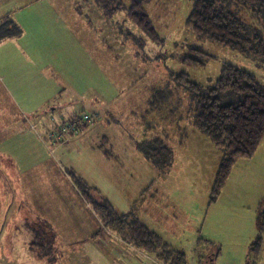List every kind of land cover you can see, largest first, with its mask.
I'll return each instance as SVG.
<instances>
[{"label": "rangeland", "instance_id": "374dc122", "mask_svg": "<svg viewBox=\"0 0 264 264\" xmlns=\"http://www.w3.org/2000/svg\"><path fill=\"white\" fill-rule=\"evenodd\" d=\"M133 1L121 0L126 9ZM92 2L0 0V26L13 20L21 31L0 41V72L7 74L0 73V138L26 128L57 162L48 157L20 174L0 154V210L6 218L0 264H43L45 257L51 258L49 264L157 260L99 220L98 226L70 173L97 189L96 199L108 200L119 214L132 215L183 252L189 264L197 252L209 254L198 246L200 240L219 245L213 264H248L264 204V138L253 156L236 160L220 196L209 205L222 156L193 128L189 98L176 76L185 73L211 87L222 66L230 64L264 85V62L198 41L185 27L192 0L144 5L162 45L152 42L125 10L106 14ZM239 11L248 22L245 11ZM191 46L211 56L203 67L179 63ZM83 112L98 116L78 132L63 127L66 118ZM155 140L171 153L151 156L152 164L142 146ZM166 162L170 168L160 173ZM71 212L73 217L66 215ZM37 215L53 220L55 228L33 235L30 226L41 224L34 223ZM256 264H264V238Z\"/></svg>", "mask_w": 264, "mask_h": 264}, {"label": "trees", "instance_id": "16d2710c", "mask_svg": "<svg viewBox=\"0 0 264 264\" xmlns=\"http://www.w3.org/2000/svg\"><path fill=\"white\" fill-rule=\"evenodd\" d=\"M149 0H134L126 9L121 0H93V4L106 14H113L125 10L127 16L157 45L163 40L156 32L149 16L144 11V5ZM193 7L185 22V27L196 36L198 41L208 40L249 57L258 58L264 62V0H192ZM232 6L234 9H230ZM245 11L248 22L241 17L240 11ZM13 20L0 26V41L15 37L21 33ZM12 27V28H11ZM190 53L179 58V63L190 68L203 67L211 56L200 47L191 46ZM179 87L185 90L189 100L193 128L207 137L221 153V160L216 171L215 179L210 191L208 204H213L219 197L228 176L238 158H248L254 155L264 138V85L253 74L230 64H224L214 86L202 87L189 79L185 73L176 76ZM7 98V99H6ZM4 100L11 101L6 94ZM224 100L228 102H224ZM10 106V103H8ZM55 108V107H53ZM97 114H74L65 119L63 127L78 132L86 129ZM26 123V120H23ZM152 144V145H151ZM148 146V147H147ZM145 155L152 162L153 158L162 154H170V149L160 140L142 146ZM152 159V161H151ZM153 164V162H152ZM166 162L159 172L170 168ZM76 188L88 201L100 223L116 232L125 242L140 250L155 256L162 264H189L187 256L163 243L160 236L150 230L137 218L119 214L112 204L106 200H98L100 193L79 176L70 173ZM4 202V201H3ZM2 202V203H3ZM0 210V235L4 230V211ZM6 221V220H5ZM39 220L34 221L38 224ZM46 235L49 229L46 223L38 228ZM44 229V230H42ZM257 237L248 246V264H256L260 258L264 238V204L257 216ZM39 232V233H41ZM39 233L35 236L38 238ZM99 234V233H98ZM34 244L29 247L33 250ZM203 244V245H202ZM198 246L208 249V256L197 252L195 264H208V260L215 258L219 252V245L200 240ZM197 249L202 250V248ZM29 250V251H30ZM47 259V260H46ZM48 259L50 261H48ZM50 257H45L43 264H49ZM213 264V263H212Z\"/></svg>", "mask_w": 264, "mask_h": 264}, {"label": "crops", "instance_id": "0c3cea01", "mask_svg": "<svg viewBox=\"0 0 264 264\" xmlns=\"http://www.w3.org/2000/svg\"><path fill=\"white\" fill-rule=\"evenodd\" d=\"M1 75L2 77L3 76L7 77L6 72L1 73ZM0 86L4 87L3 85H1V81H0ZM5 92L7 95H9L8 91H5ZM18 110H19V113L22 114V110H20L19 108ZM34 134L35 133H33L32 131L24 128V129L18 130L17 133L15 134L5 135V138L3 140L0 138V141H1L0 142V154H3L5 156V160L8 161V163L11 162L14 168H16L15 170H17L18 173L20 174L32 169L36 165H40L44 160H48V157L50 159V156H49L50 152H48V149L46 147L45 148L43 147V145L36 139ZM50 160L54 164L57 163L56 161L52 159ZM79 202L82 206L83 203L81 199H79ZM84 208L85 210H88L87 204L84 205ZM35 212L37 213L36 210ZM89 214L94 218L95 223L98 224L97 216L93 215L92 210L89 211ZM66 215L73 217L72 212L67 213ZM37 217L40 222L46 223L51 228H55V222L53 220H43V218L39 217L38 215ZM248 241H250L249 238H248ZM144 258H145L144 262H146L147 258L146 257ZM136 259L140 260L138 257ZM195 263H196V260H194V264ZM134 264H139V263H134Z\"/></svg>", "mask_w": 264, "mask_h": 264}, {"label": "built area", "instance_id": "2783aa9c", "mask_svg": "<svg viewBox=\"0 0 264 264\" xmlns=\"http://www.w3.org/2000/svg\"><path fill=\"white\" fill-rule=\"evenodd\" d=\"M121 252L118 253V255H120ZM208 264H212L213 263V259H210L207 261ZM139 264H162L159 261L155 260V259H151V258H147V261L144 263H139Z\"/></svg>", "mask_w": 264, "mask_h": 264}]
</instances>
